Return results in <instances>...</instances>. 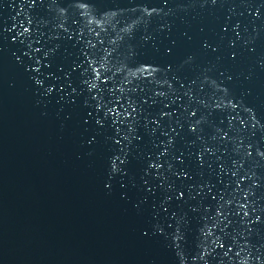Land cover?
Wrapping results in <instances>:
<instances>
[{
  "label": "water",
  "instance_id": "water-1",
  "mask_svg": "<svg viewBox=\"0 0 264 264\" xmlns=\"http://www.w3.org/2000/svg\"><path fill=\"white\" fill-rule=\"evenodd\" d=\"M0 264H264V0H0Z\"/></svg>",
  "mask_w": 264,
  "mask_h": 264
}]
</instances>
